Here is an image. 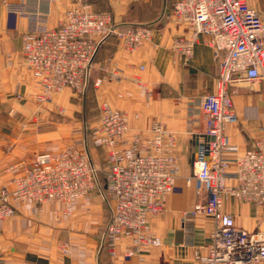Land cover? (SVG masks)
<instances>
[{"label": "crops", "instance_id": "0c3cea01", "mask_svg": "<svg viewBox=\"0 0 264 264\" xmlns=\"http://www.w3.org/2000/svg\"><path fill=\"white\" fill-rule=\"evenodd\" d=\"M122 1L125 10L114 0H61L50 5L36 0H0V186L13 187L20 162L39 152L58 151L80 138L81 147L87 146L98 167L103 159L100 153H106L90 140L86 144V126H93L99 114L94 122L83 120L81 133L75 124L53 119L63 110L58 111L59 105L67 108L70 104L72 89L65 88L52 107L40 113L36 96L41 85L24 61L23 34L58 26L66 10L79 2L111 13L121 24L155 22L153 38L137 50H128L115 37L109 38L95 56L91 86L97 105L107 102L127 113L129 128L124 139L128 145L136 138H150L156 121L175 135V185L162 197L163 211L150 218L151 229L162 243L137 246L127 234L112 243L107 240L113 201L105 196L103 179L101 188L88 200L15 201L14 214L0 220V264H205L201 256L208 252L213 217L198 213L190 228L182 222L184 211L207 200V193L196 188L193 166L204 153L207 140L204 115L190 122L187 107L189 100L216 92L219 66L203 36L189 61L184 62L173 51L174 38L191 32L186 22L173 15L177 0ZM247 1L264 21V0ZM98 79L101 81L96 84ZM229 89L237 120L225 124L230 148L223 157L234 171L235 160L264 135V83L235 82ZM228 182L235 180L230 177ZM223 209L234 216L237 227L264 231V207L228 195Z\"/></svg>", "mask_w": 264, "mask_h": 264}, {"label": "built area", "instance_id": "2783aa9c", "mask_svg": "<svg viewBox=\"0 0 264 264\" xmlns=\"http://www.w3.org/2000/svg\"><path fill=\"white\" fill-rule=\"evenodd\" d=\"M36 1L50 5L61 0ZM173 15L191 30L189 35L174 38L175 54L189 61L203 36L219 66L216 92L189 100L187 107L190 122L204 115L207 140L204 153L193 166L196 188L207 193V200L182 213L183 225L190 228L193 218L201 212L213 217L208 252L201 256L205 264H263L264 231L237 227L234 216L223 209L228 195L264 207V135L235 160L234 171L223 157L230 148L225 124L237 120L230 86L235 82L264 83L263 18L247 0H177ZM154 23L121 24L111 13L79 2L66 10L58 26L25 32L22 53L41 85L38 103L50 102L55 93L65 88L84 94L101 45L115 37L124 48L137 50L153 38ZM138 84L146 89L144 82L139 80ZM128 128L127 113L104 102L97 124L85 129L86 144L90 140L107 153L109 168L104 189L113 203L105 237L112 243L127 234L137 246H158L162 241L151 229L150 218L163 211L162 197L175 185V135L156 121L150 138H136L128 145L124 139ZM17 170L13 187L0 186V220L14 214L15 201L74 203L88 200L101 188L100 169L87 146L69 144L62 150L39 152L29 161L20 162ZM230 177L234 183L228 182Z\"/></svg>", "mask_w": 264, "mask_h": 264}, {"label": "rangeland", "instance_id": "374dc122", "mask_svg": "<svg viewBox=\"0 0 264 264\" xmlns=\"http://www.w3.org/2000/svg\"><path fill=\"white\" fill-rule=\"evenodd\" d=\"M114 1L116 2V5L117 4L120 5V3H121L122 8L125 10V7L123 6L122 0H114ZM100 48H99V50H100ZM93 72H94V70H93ZM59 94H61V93L60 92L55 93L53 96V99L50 102H46L43 105L37 104L36 107L37 106L40 107L39 108L40 113H41V110L43 108L52 107V104L55 103L56 98L58 97ZM68 99H69L68 101H70V104H68V106H70V107L67 106V108H66V107H64L63 104L61 106L59 105L57 107L58 111L61 108H63V110L61 113H58V117L54 116L53 119L57 120L58 122H60L64 125L65 124H67V125L75 124L77 126V129H79V132L81 133L82 129L84 128L83 120L88 119V120H92L94 122V119L97 117V115L100 112V105H97V102H95L96 100H95V95L93 93L92 86H91V79L89 81L88 87H87L84 94H76V93L72 92L69 94ZM96 124H97V122H94L93 125H96ZM78 140H79L78 142H72V143L66 144L63 148H65L69 144H75V145L81 147V144H82L81 140L82 139L80 138ZM62 149H60V150H62ZM101 154H102L103 159H102V165L99 166V169H100V174L102 176L107 172V170L109 168V164L107 161V153L104 154L103 152H101L100 157H101Z\"/></svg>", "mask_w": 264, "mask_h": 264}, {"label": "trees", "instance_id": "16d2710c", "mask_svg": "<svg viewBox=\"0 0 264 264\" xmlns=\"http://www.w3.org/2000/svg\"><path fill=\"white\" fill-rule=\"evenodd\" d=\"M111 38V37H110ZM107 173V172H106ZM106 173L104 175L101 176V174L99 173V181L100 183L103 182V179H104V182L106 180ZM102 184V183H101Z\"/></svg>", "mask_w": 264, "mask_h": 264}]
</instances>
